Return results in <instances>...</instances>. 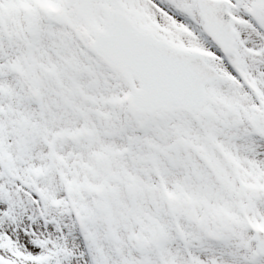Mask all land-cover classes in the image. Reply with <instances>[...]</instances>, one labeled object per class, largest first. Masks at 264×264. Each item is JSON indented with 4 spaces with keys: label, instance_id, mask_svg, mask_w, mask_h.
Instances as JSON below:
<instances>
[{
    "label": "snow or ice",
    "instance_id": "snow-or-ice-1",
    "mask_svg": "<svg viewBox=\"0 0 264 264\" xmlns=\"http://www.w3.org/2000/svg\"><path fill=\"white\" fill-rule=\"evenodd\" d=\"M0 264H264V0H0Z\"/></svg>",
    "mask_w": 264,
    "mask_h": 264
}]
</instances>
